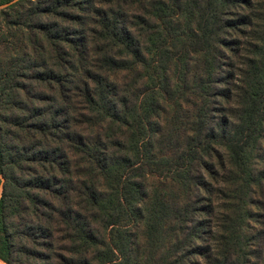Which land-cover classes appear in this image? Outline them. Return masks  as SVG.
I'll return each mask as SVG.
<instances>
[{
	"label": "trees",
	"instance_id": "obj_1",
	"mask_svg": "<svg viewBox=\"0 0 264 264\" xmlns=\"http://www.w3.org/2000/svg\"><path fill=\"white\" fill-rule=\"evenodd\" d=\"M0 262L264 264V0H0Z\"/></svg>",
	"mask_w": 264,
	"mask_h": 264
},
{
	"label": "rangeland",
	"instance_id": "obj_2",
	"mask_svg": "<svg viewBox=\"0 0 264 264\" xmlns=\"http://www.w3.org/2000/svg\"><path fill=\"white\" fill-rule=\"evenodd\" d=\"M0 264H3V263L0 262Z\"/></svg>",
	"mask_w": 264,
	"mask_h": 264
}]
</instances>
